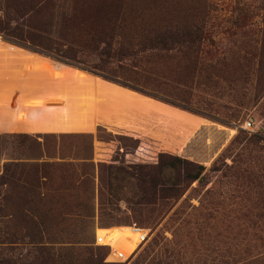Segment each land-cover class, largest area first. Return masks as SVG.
<instances>
[{"label":"rangeland","instance_id":"rangeland-1","mask_svg":"<svg viewBox=\"0 0 264 264\" xmlns=\"http://www.w3.org/2000/svg\"><path fill=\"white\" fill-rule=\"evenodd\" d=\"M0 29L1 88L19 86L24 70L28 86L74 82L82 106L94 104L93 92L123 125L144 94L196 114L178 157L202 167L190 171L197 180L162 168L179 199L158 225L140 226L146 241L120 264H264V0H0ZM12 98L0 90V168L22 148L26 166L40 151L29 141L41 132L16 126L25 113H11H19ZM85 129L51 138V187L0 186V264H47L41 247L66 263H119L111 249L124 253L130 235L96 225L84 191L93 181L92 162L81 160L92 152ZM121 166L112 170L110 209L119 218L146 187L138 168Z\"/></svg>","mask_w":264,"mask_h":264},{"label":"crops","instance_id":"crops-1","mask_svg":"<svg viewBox=\"0 0 264 264\" xmlns=\"http://www.w3.org/2000/svg\"><path fill=\"white\" fill-rule=\"evenodd\" d=\"M38 60L40 61V59ZM21 65L23 67L28 65L32 67L33 60L24 61ZM40 72L43 73L42 70ZM24 73L25 71L22 70L20 75L17 76L20 82L19 86L0 87V90L3 92L8 90L10 96L13 97L12 99L16 101L14 103L18 106L19 113L11 111L15 117L18 114L25 113V117H22L23 119H16V126L24 124V128L26 127L27 129L25 131L26 134L41 132L42 137H33V140L29 141H33L35 147L26 144V148L31 150L34 147L35 152L39 148L40 151L34 154L40 153V155H43L44 158L42 160L49 161L48 154L50 155L52 137L60 136L61 134L79 135L78 130L82 125L87 128L85 129L86 135L92 138V152L81 159L86 162H98L105 159L110 162L123 161L126 158V153L121 151L120 145L115 144L114 136L119 137L127 134L131 124L133 131L138 132L146 126L144 123H149L148 133L151 135L150 140L152 143L155 141V145H151V147L153 146L154 150H156V154L158 152H168L181 156L184 145L187 144L194 133L192 120H189L186 114L172 107L161 105L148 99L140 100L138 105L132 106L131 112L127 109L125 112L122 111L129 114L125 119L128 124L124 123L123 125L122 122L118 121V117L115 120V117L109 116L111 113L118 114L117 111H114L113 106L97 104L93 92L92 100L94 104L92 106L80 105L81 101L78 100L80 92L75 90L74 82L70 83L67 81L64 84H60L57 80L49 79L44 83H39L40 85L28 86ZM30 101H35L38 107L34 109L28 103ZM154 119L156 120L153 123L152 120ZM187 128L189 129L186 131ZM106 131H109L111 135H108ZM183 135H186V137L183 138ZM75 160L78 159L76 158ZM174 198V195H161L160 202H162V207L166 209ZM159 206L160 204L151 209H145L150 210L145 213L146 217L152 219L158 217L161 213ZM127 210L124 216H133L134 210L130 209V207ZM114 214L117 215L116 213Z\"/></svg>","mask_w":264,"mask_h":264},{"label":"trees","instance_id":"trees-1","mask_svg":"<svg viewBox=\"0 0 264 264\" xmlns=\"http://www.w3.org/2000/svg\"><path fill=\"white\" fill-rule=\"evenodd\" d=\"M0 30L3 31L2 29ZM8 34L10 35L11 33L9 32ZM16 45L19 46V44ZM19 47H24V49L31 51L32 53H35L37 55H43V53L50 51L49 47L47 46H42V50L44 51L41 52L30 49L24 45H20ZM144 95L145 96L143 97L148 100L155 101L158 104L172 107L177 110L179 109L180 112L188 116L189 120H192V115H196L190 110L179 107L156 96L147 94ZM155 120L156 119L152 120V122L154 123ZM144 124H146V126L141 128V130H139L138 132L133 131V127L131 124V126L129 125L130 127L128 128L127 134L121 135L119 137L114 136L115 144L120 145L121 151L126 153V158L120 162H110L107 159L98 162H92L93 181L91 183L89 179L88 184L90 185L91 183V185L87 188L85 187L84 190L85 193H87V191L89 190H91L92 192L91 194L93 207H91V211L94 212L95 217L99 218V220L96 222V225H115L116 228H111H114L116 230L127 229L130 235V238L128 237L126 239L127 243L124 253L116 254V251H114L113 248L111 249V253L115 255L116 261L119 262L112 264H120V262H125L129 257L133 255V253H135L137 248H139L146 241L147 235L144 237V234L142 233L145 232V229L140 226H147L148 224H153L154 226L158 225V223L167 215V213L178 201L181 191L177 189V186L167 187L165 185L162 176V168L164 166H168L171 168H176L178 166L177 169H181V171H183L184 173L182 177L183 181L187 182L196 181L198 176L194 174V170L202 168L199 165H196L190 161L182 159L168 152H158L156 154V150H154L153 146L151 147V145H155V141H153L152 143L150 140L151 135L148 133L149 123ZM197 124H199L198 121L195 125ZM194 128H192V130H194ZM182 137L184 138L186 137V135H183ZM23 155L24 154L22 148L21 154L17 158L10 159V162L4 164L3 167L0 168V186L4 184L5 186L2 187L7 188L10 191L31 190L32 193L34 192V190L40 191L41 189H44V187H51L52 181L56 178L58 173V171L55 170L57 166L56 163L46 161L45 159L42 160V158L44 157L39 153L38 155L34 154V162L32 164H29V166H26L23 164V161L27 162L26 159L22 157ZM48 157V160L52 159L50 158V155H48ZM121 165H125L129 168H138L140 175L142 176L143 184L146 187L144 189V196L139 201L134 202L130 206V209L134 210L133 216H123L122 218H119L110 209L113 208L114 205L112 196V170L117 166L122 167ZM86 174L88 175V177L90 176V173ZM94 175H96L98 179L94 177ZM81 177H84V175L80 176L79 178ZM79 178H77V180H79ZM59 179L61 181V176H59ZM150 194H152V196L149 198L147 195ZM161 195H174L175 197L172 203H170L166 209L162 207V202H160ZM158 204H160L159 208L161 209L160 215L158 217H155V219L146 217L145 213H148V211L150 210L145 209H151ZM135 236H137L138 239H135ZM137 240L138 242L136 243ZM105 246L107 247V245ZM108 247L111 248V246ZM36 253L40 254L42 258L41 260L47 262V264H71L66 263L68 262L65 260L66 258L63 259L58 251L50 247L38 248L36 250Z\"/></svg>","mask_w":264,"mask_h":264},{"label":"built area","instance_id":"built-area-1","mask_svg":"<svg viewBox=\"0 0 264 264\" xmlns=\"http://www.w3.org/2000/svg\"><path fill=\"white\" fill-rule=\"evenodd\" d=\"M244 128L247 130H252V124L250 122L245 123Z\"/></svg>","mask_w":264,"mask_h":264}]
</instances>
